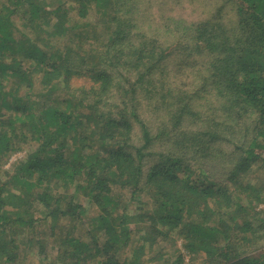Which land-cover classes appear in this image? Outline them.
<instances>
[{"label":"trees","instance_id":"1","mask_svg":"<svg viewBox=\"0 0 264 264\" xmlns=\"http://www.w3.org/2000/svg\"><path fill=\"white\" fill-rule=\"evenodd\" d=\"M143 1L0 0V264H153L176 239L191 264H264V0H229L232 30L166 20L172 42L134 26ZM174 59L197 96L153 134L138 95L163 102ZM209 95L215 129L183 132Z\"/></svg>","mask_w":264,"mask_h":264},{"label":"rangeland","instance_id":"2","mask_svg":"<svg viewBox=\"0 0 264 264\" xmlns=\"http://www.w3.org/2000/svg\"><path fill=\"white\" fill-rule=\"evenodd\" d=\"M215 18L217 21L220 20V23L224 25L229 30H232L235 27V23L237 22V15L235 13L234 5L229 0H148L146 2H142L139 5V9L135 14V23L136 25H141L144 28L140 27V30L147 32V37L152 38L155 37V34L153 33V27H158L161 29V31L157 32L156 38L159 40L160 38H163L164 40H168V42H172L175 39L174 36V30L170 31V28L173 27V23L166 22V20L170 19H179L183 20L186 23H196V22H205L207 18L210 17ZM170 26L166 28L167 25ZM151 25V27H150ZM215 25L209 26L211 29H214ZM217 28V27H216ZM221 30V27L219 28ZM167 32V33H163ZM181 61V60H179ZM179 61H176L174 59L173 62H170V68L168 74H164L162 76V79H164V89H168L170 93H168V96L165 95L167 98L162 102L161 100V94L163 93V89L159 84L155 85V88H157V94L150 97V92H148L149 95L145 94L144 92H140L139 97V105L137 108V113L139 117L145 121L151 129V133L158 134L165 130H170L165 128V121L166 118L171 117L172 113L174 114L177 109V107L180 105L179 100L182 98H186L189 96H197V90L199 87V82L193 79L194 82L193 85L190 88L184 89V86L186 84L183 83V78L187 76V74H193L196 72V70L199 68V65L192 63L191 59L189 62L184 63V68L181 71L182 74H185L181 76V79H175L176 77H173V74H175L177 71V64ZM204 75H208L207 73H202L200 77L202 78ZM198 76V75H197ZM199 77V79H200ZM190 86V84H187ZM162 89V90H161ZM116 93V90L113 91V94L109 98V108L111 111L118 114L119 109L123 108V102L119 95L114 96ZM206 93V92H205ZM200 95H205L202 91H200ZM120 99V100H119ZM107 103V104H108ZM172 105V106H171ZM196 107H193L191 109L195 110ZM197 111H194V113H197L200 117V121L195 122L192 127L188 126V128L185 126V128L182 129V131L187 132L189 135L191 134H200L204 129L207 127L212 126V129H215V123L216 121H212L213 119H220L219 117V101L217 97L209 95L206 97V100L203 102V108L196 109ZM177 113L180 112V110L176 111ZM212 121V122H211ZM208 122V126L204 123ZM164 125V126H163ZM207 126V127H206ZM139 128L135 129V131ZM222 129L219 128L218 132ZM227 131V130H225ZM213 132V131H210ZM140 134V133H139ZM160 144H156L153 149L161 148ZM188 148V146L186 147ZM191 149H193L191 147ZM224 150V149H223ZM212 152H215L216 154H220L219 149H215ZM224 152V151H222ZM225 152H227L225 150ZM214 153V154H215ZM24 152H18L16 154H13L8 161L3 165L4 171H11L14 164L18 162V160H21L24 158ZM222 155V154H220ZM219 155V156H220ZM218 156V155H217ZM225 161V158L223 161H221L219 157V162L223 165ZM249 180L253 181V183H256L259 181L261 185V181L264 180V169H254L249 174ZM262 207V206H261ZM45 243V242H43ZM181 240L176 239L171 241L170 243H164L163 245L160 244V246H163V259L160 261H154L153 264H165L166 261L174 262L177 259V256L179 253H182L184 255V264H191L190 258L186 252L181 249ZM49 245V244H48ZM176 245V246H175ZM180 249V252L177 253L175 250ZM159 250L156 249V252ZM50 248L47 247V252H50ZM27 255V254H26ZM28 260L26 261V264H36V259L34 257L29 258L27 255ZM49 261L46 262L48 264ZM176 263V262H175ZM183 264V263H181Z\"/></svg>","mask_w":264,"mask_h":264}]
</instances>
